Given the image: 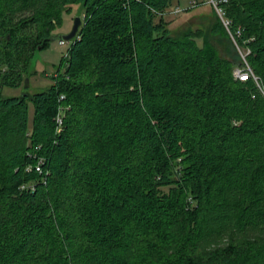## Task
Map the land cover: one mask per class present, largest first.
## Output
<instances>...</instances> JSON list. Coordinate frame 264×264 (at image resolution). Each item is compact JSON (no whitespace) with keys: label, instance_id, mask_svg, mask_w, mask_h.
I'll list each match as a JSON object with an SVG mask.
<instances>
[{"label":"trees","instance_id":"trees-1","mask_svg":"<svg viewBox=\"0 0 264 264\" xmlns=\"http://www.w3.org/2000/svg\"><path fill=\"white\" fill-rule=\"evenodd\" d=\"M217 1L246 59L174 35L182 0H0V264H264V0Z\"/></svg>","mask_w":264,"mask_h":264},{"label":"rangeland","instance_id":"rangeland-1","mask_svg":"<svg viewBox=\"0 0 264 264\" xmlns=\"http://www.w3.org/2000/svg\"><path fill=\"white\" fill-rule=\"evenodd\" d=\"M179 7L182 10L190 8L189 0H182ZM214 6V5H213ZM78 4L73 6V10L63 14L62 26L56 30L55 35L69 33L73 27L75 17L79 15ZM166 20L174 35H178L183 31L191 30L199 31L202 38L198 39L200 45L203 41L211 44L219 54L232 59L234 62L239 61L240 56L245 54L244 49L239 47L233 36L227 32L220 31L217 26L218 20L213 7L210 4H204L194 7L185 12H169ZM172 13V14H171ZM68 49V45H61L60 39L55 38L46 48L37 51L33 58V66L36 73L29 80L28 86L21 88H5V95H20L23 92L36 93L46 90L52 83V76L56 74L62 62V58ZM239 53V54H238ZM25 87V90L23 89ZM27 87V88H26ZM34 113V105L30 103V124L32 123Z\"/></svg>","mask_w":264,"mask_h":264},{"label":"built area","instance_id":"built-area-1","mask_svg":"<svg viewBox=\"0 0 264 264\" xmlns=\"http://www.w3.org/2000/svg\"><path fill=\"white\" fill-rule=\"evenodd\" d=\"M221 1H227V0H221ZM207 2L212 3L214 5L215 9L217 10L219 16L221 17V19H222V21L224 23V25L226 26V28L228 29V31L231 33V30H230V21L228 19H226L225 12H224L223 8L219 5V1H217V0H207ZM199 4L200 3L198 2V0H192L191 1V6H189V7L198 6ZM182 9L183 8L177 7L176 10H175V12H179ZM238 32H240V30H238ZM231 35H232V33H231ZM65 43H67V41L65 39H61L60 40V44L61 45H65ZM249 53H250V49H247L245 51V54H243V57L246 59V56ZM234 74H235L236 77H239L242 80H246L248 78V76H253L258 81V77L254 74L252 68L250 67V65L248 64L247 61H246V66L244 68H236L234 70ZM57 121H58L59 125L61 126V123H62V117H61V115H59L57 117ZM37 169L38 170L41 169V166H39V164L37 165Z\"/></svg>","mask_w":264,"mask_h":264},{"label":"water","instance_id":"water-1","mask_svg":"<svg viewBox=\"0 0 264 264\" xmlns=\"http://www.w3.org/2000/svg\"><path fill=\"white\" fill-rule=\"evenodd\" d=\"M81 24H82V16L78 15V16L75 17L73 27H72V29H71V31L69 33H66V34H58V35H55L53 38L54 39L55 38H63L65 40H67V41H71L78 34L79 29L81 27ZM24 94H25V92H23V95Z\"/></svg>","mask_w":264,"mask_h":264}]
</instances>
